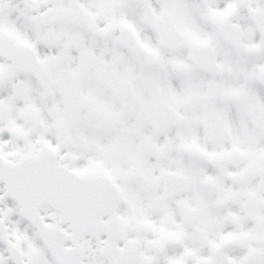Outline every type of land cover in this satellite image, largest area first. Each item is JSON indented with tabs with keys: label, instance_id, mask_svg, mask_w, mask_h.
Instances as JSON below:
<instances>
[{
	"label": "snow or ice",
	"instance_id": "6c2138e0",
	"mask_svg": "<svg viewBox=\"0 0 264 264\" xmlns=\"http://www.w3.org/2000/svg\"><path fill=\"white\" fill-rule=\"evenodd\" d=\"M0 264H264V0H0Z\"/></svg>",
	"mask_w": 264,
	"mask_h": 264
}]
</instances>
